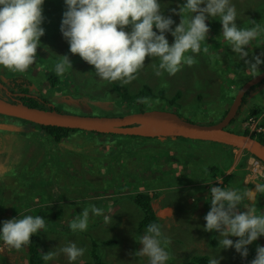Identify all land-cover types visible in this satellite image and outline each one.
Masks as SVG:
<instances>
[{"label": "rangeland", "instance_id": "1", "mask_svg": "<svg viewBox=\"0 0 264 264\" xmlns=\"http://www.w3.org/2000/svg\"><path fill=\"white\" fill-rule=\"evenodd\" d=\"M182 3L183 0H161V10L165 15H171L175 23H179V15L172 14L169 9L177 8L178 10V5ZM232 3L238 13L236 23L239 27L252 28L258 25L261 29H264V20L261 19L264 15V0H232ZM63 11V0H45L43 4V16L45 19L42 23L45 32L40 37L41 45L37 48L33 64L23 73H13L0 68V75L3 77L23 76L31 80V88L38 89L45 96L50 95L56 105L63 110H71L72 113L79 114L114 116L140 111V109H164L174 111L194 122L213 124L220 121L224 116L239 87L252 77L242 61L238 65V71L235 72L233 71V66L229 65L228 60H225L230 58L229 61L231 62L232 59L237 57L232 53L228 42L222 36H219L220 22L216 19H211L206 20L209 25V32L206 40L200 44V51L197 53H186V55L189 54L194 58V62L191 65H181L179 70L173 75L162 72L161 75L157 76L154 65L158 64V61L155 59L151 61L146 56L145 65L138 70L135 79L130 83L121 84L119 81H115L109 84L95 76L93 66L84 62L78 54H71L68 51V44L59 31ZM253 14L254 17L258 18L253 20ZM166 36L169 43H171L173 37L170 34H166ZM248 50L251 52L248 59H251V55L264 51V32H260L250 42ZM64 54L69 56L72 68L67 69L62 76H58V82L51 85L48 79L53 75L57 76L54 71V64L60 59L59 55ZM260 68L263 70L264 64H261ZM144 83H148L154 93L159 89H165V94L168 97H172L177 90H181V95L176 99L178 106L175 107L174 105L172 107L161 97L150 95L149 93L145 94V97L129 100L128 95L138 93ZM119 87L122 88L121 91L118 89ZM263 89H256L250 93V102L239 114V119L247 112L249 105L254 101L264 105ZM199 94L201 95L198 96ZM81 101H84L85 104L82 105ZM262 114L259 115L261 119ZM249 118L244 123L236 119L237 121H232L227 127L237 132H244L247 128L249 129L248 134H251ZM3 120L0 117V121ZM17 120L21 123H26L18 118ZM29 122L24 127L27 131V134H23L26 140L21 139L19 135L17 138L2 136L0 143L3 142V145L0 151L6 152L11 149V156H14L17 161H24V154L27 150L29 152L42 151V148L37 146L46 143L48 138L38 136L32 127L35 124L31 126V122ZM6 123L9 124V129L18 127L11 118L7 119ZM0 133L5 134L6 130H2ZM42 138L44 139L42 140ZM141 139L132 145L135 138L123 137L122 140L126 144H122V149L118 148L114 153H111L109 151L111 150L110 146L114 143L111 138L90 134L84 130L79 131L63 140V144L60 143L58 153L45 151L42 161L48 158L45 166L48 169L49 177L40 179L39 183L33 180L35 174L31 173L32 169L24 167L25 164L19 162L22 163L20 166L23 170L19 176L24 180L25 187L13 183L12 181L15 180H11L8 177L6 178L8 182L2 183L3 187L0 189V205L6 204V206L10 207L16 203V198L18 200V209L14 206L12 207L13 210L11 209L10 211L8 208L6 211L5 208L0 206V221L17 217L18 215L22 217L29 214L33 216L40 215L44 218L49 210L48 206L53 203L61 204L64 209L62 221L69 225L79 215L82 208L89 207L90 209V206L95 204V200L91 202L82 200V197L87 195L86 199H98L99 203L96 206L104 209V212L102 215L95 216L91 214V211L89 212L86 231L97 239H116V243L108 246L100 244V252L103 258L118 264H146L145 257L131 255V253L141 247L138 242L140 235L134 234L136 227L134 223L139 217L137 210L131 208V203L127 199L122 201V196L128 193H121L123 195L117 201L120 196L114 192L116 186L106 183L105 180L108 177L105 172L108 171L109 163L111 165L116 163L111 167L115 171V166H122L123 169H126L127 166L124 162L133 159L136 161L130 165V171L133 174L122 177L126 178L125 183L128 184L126 189L129 188L130 184H134L138 186V189L147 190L153 195L152 204L157 215L162 220L163 237L167 240L164 246L170 254L167 264H188V260L192 255L201 254L203 251L212 252L208 244L210 236L206 234L208 231L203 230V225L206 223L203 217L210 209V201L206 198L210 186H218V183L223 182V177L221 175L206 177L199 174V170L210 164H227L230 160V147L212 140H195L178 136ZM50 140L54 143L51 138ZM177 148L180 150L178 151ZM175 150L178 152H175ZM2 155L0 154V159ZM115 155H118L119 159ZM65 156L71 163V167L68 166V161L62 159ZM243 157H245L244 150L237 147L234 148L231 165L229 164L225 174L236 170V164ZM33 162L32 160L28 161L30 165ZM194 163L196 169L193 172L197 176L194 175L195 177L193 178H199V183L195 182L192 185L200 184L204 187L193 191L192 186V190L184 192L186 199L192 202L195 201L197 205H193L191 202L193 207L190 208V211L180 216V210L177 211L176 206L167 204V194L171 189L169 186L174 182H179L180 178L184 174L186 175L187 169L191 168ZM39 165L42 167V162ZM54 165H56V168L63 166L71 170H66L63 178H55L52 183ZM137 166L145 167L144 171L149 170L150 173L147 175L139 174V171L142 172L143 169L138 170ZM81 167L87 169V172L81 174L83 175V180L79 179L80 174L78 171ZM243 171H245L244 176L242 172H238L235 177L237 181H242L245 185V193L248 189L254 188V183L264 182V163L258 158L254 156L247 157ZM0 173L2 174L1 170ZM205 179L211 181V185L205 183ZM75 180H78L76 184L78 190H83L84 187L85 191L82 196L73 194L74 199L54 201L48 192L45 193L48 189L47 185L51 183L53 187L72 192L75 190L73 185ZM15 182L17 183V181ZM181 184L182 186L185 185L179 183L177 186H181ZM163 186H165L162 189L163 191L155 196V189H161ZM118 187L124 189L122 186L118 185ZM172 188L174 189L176 186H172ZM229 188L235 189L234 184L229 186ZM200 196L203 199L199 200ZM257 199L256 193L254 199L242 200L241 209L239 210L245 211L244 206H253V202L256 204ZM33 200L35 201L34 203ZM177 200L173 199V201L178 203ZM121 201L122 203H120ZM183 204L185 205V203ZM104 215L112 217L110 223H105ZM67 232L70 234H67ZM40 233V246L44 253L49 251L59 253V248L71 241L78 247L85 249L84 255L73 262V264L91 261L89 249L91 248L92 238L84 234V231L73 232L71 229L68 231L61 224L55 229L45 228ZM229 238L231 239V237ZM257 245H264V236L259 237L247 246L248 256L246 258H241L232 248L223 249L225 252L220 258V264H249L255 256ZM216 256L217 252L213 251L212 257ZM27 262L28 255L25 246L17 250L0 244V264H27ZM42 264H68V261L62 253H59L47 262L43 260Z\"/></svg>", "mask_w": 264, "mask_h": 264}, {"label": "clouds", "instance_id": "2", "mask_svg": "<svg viewBox=\"0 0 264 264\" xmlns=\"http://www.w3.org/2000/svg\"><path fill=\"white\" fill-rule=\"evenodd\" d=\"M45 0H0V68L13 73H23L33 64L40 37L45 29L42 23ZM64 11L59 25L68 51L93 66L95 76L109 84L119 81L128 84L145 65L146 56L158 64L155 74H175L182 64L191 65L194 58L186 53H197L206 40L209 25L206 20L216 19L221 24L220 35L228 42L232 53L243 62L254 77L264 64V51L250 56L248 46L260 32L258 25L252 28L239 27L237 10L232 0H183L177 8L169 9L179 15L175 23L171 15L161 10V0H63ZM175 26L173 27V25ZM155 29V30H154ZM166 34L173 37L171 43ZM54 64L57 76L72 68L67 54L59 55ZM219 181V180H217ZM211 185V181L205 179ZM256 193L264 194V182L254 183L246 193L221 186H210L208 196L210 209L203 217L204 231L219 233L217 248H232L241 258L248 256V245L264 236V214L256 215L253 206H238L245 196L254 199ZM102 215L104 209L95 205L82 208L69 228L73 232L85 231L89 212ZM112 217L103 216L105 223ZM45 228V219L40 215H23L0 221V244L8 248L21 249L30 242V237ZM229 237H236L234 241ZM138 242L141 247L131 253L145 257L146 264H167L170 254L164 244L161 228L149 223ZM85 249L74 242L59 248L68 264H73L84 255ZM59 253L49 251L42 254L47 262ZM208 264H220L218 258H210ZM249 264H264V245H257L255 256Z\"/></svg>", "mask_w": 264, "mask_h": 264}, {"label": "trees", "instance_id": "3", "mask_svg": "<svg viewBox=\"0 0 264 264\" xmlns=\"http://www.w3.org/2000/svg\"><path fill=\"white\" fill-rule=\"evenodd\" d=\"M252 18L254 20V18H258V17H254V14H253ZM261 19L264 20V15L261 17ZM187 55H189V54H187ZM229 59L230 58H226L225 60H228L229 65L233 66V71L237 72L238 71V65L241 61L236 58V59H232V61L230 62ZM182 66H184V64H182ZM57 77L58 76L53 75L50 79H48V82L51 83V85L56 84L58 82ZM233 79H235V78H233ZM0 80L11 91L17 90V91H23V92H29V93L33 92L34 94L38 95V96H34V95L19 94L18 96L20 97V99H22V101L27 105L37 106V107H41V108H48V109L54 108L58 111L71 112V110H63V109H61V107L57 106L55 101L52 100L50 95L45 96V95L41 94V92L38 89L31 88L32 82L29 79H21L18 76H11V77L5 76V77H3L2 75H0ZM262 88H264V80L256 83L249 90L246 91V93L244 94L242 103L238 109V112H237L236 116L233 118V121H235L237 119L241 123H244V121L247 118L252 117V116L258 117L259 115L264 113V105H262L261 103H255V101H254L253 103H251L249 105L247 112L241 117V119H239V116H240L239 114L241 113V111L245 107L248 106V103L250 102V98H251L250 93L253 92V90H256V89L260 90ZM118 89L120 91L122 90V88H120V87ZM148 93L150 95L161 97L162 99L167 101V103L170 104L172 107L174 105L176 107V106H178L177 105L178 103H176V99L181 95L182 92H181V90H177L176 93L172 97H168L165 94V89H159L156 93H154L152 87L148 83H144L141 90L138 93L136 92L133 95H128L129 100H133L135 98L145 97V94H148ZM0 95H1V97L3 96L4 98H7L9 100H14L9 95V93L4 88H2V86H0ZM200 95L201 94H199L198 96H200ZM14 101H18V100H14ZM49 101H52L53 103H55L54 104L55 106L53 107L49 103ZM84 101H81L80 103L82 105H84L85 104ZM57 103H59V102H57ZM0 117L2 119H4L3 121H0V131L6 130L5 134L0 133V138H2V136H6V137L9 136L8 138H17L19 135V136H21V139L26 140V137L23 134H27V131L24 129V127H25V124L28 123V120L18 118V119L26 122V123H21L20 121L17 120L16 117L4 115V114H0ZM10 118L12 119L14 124H17L18 127L9 129L10 127H9V124L6 123V120L10 119ZM259 124L262 126L264 125V114H263L262 119L259 122ZM30 125L31 126L34 125L32 127L34 128L35 133H37L38 136L47 137L48 138L46 140L47 142L42 144V145L39 144L40 146L39 145L37 146V147H41L42 151H39V152L31 151V152H29L27 150L24 154V161H20V160L17 161L14 156H11V149L6 151V152L0 151V154H3L1 159H0V170L2 172V174L0 173V189L3 187L2 183L8 182L6 180V178H8V177H10L11 180L14 179L15 181H17V183L15 181H12L13 183L19 184V185H22L25 187L24 180L22 178H20V176H19V174L21 172H23V170L20 166V165H22V163H19V162H23V164L26 165V166L24 165V167H26L28 169L29 168L32 169L31 173L36 175V176L35 175L33 176V180L36 181L37 183H39L38 181L40 179L48 178L49 173H48V169L45 166L46 160L48 158L45 161H42V156L45 153V151H49L50 153H58V151H59L58 146L63 144L62 143L63 140H65L66 138L70 137L71 135H73L79 131H83V130L77 129V128H69V127H63V126H58V125H46V124H40V123H35V122H33V124L31 122ZM26 128H28V127H26ZM227 128L231 129L229 127H227ZM86 132H88L90 134H94V135H99V136L103 135V136L111 138V141L114 142L110 146L111 150H109V151L111 153H114L118 148L119 149L123 148L122 144H126L122 140L123 137L135 138L132 145L137 143L139 140H142L141 138L158 139L159 137H166L163 135H139V134H120V133L115 134V133H102V132H98V131H86ZM250 132H251V135L253 137L264 142V132H256V131H250ZM243 133L248 134L249 129L246 128ZM49 137L54 141V143L50 140ZM43 139L44 138H42V140ZM1 142H2V139H1ZM222 144H225V143H222ZM2 145H3V142L0 143V149H1ZM225 145L230 147V149H229V152H230L229 153V157H230L229 162L227 164H221V163L210 164L206 167H202L201 170H199L200 171L199 174L204 175L206 177H217L218 175H221V177H223V182L218 183V186L229 188V186L234 184L235 190H237L240 193H245V190H244V189H246L245 185L243 184L242 181H237L235 174L238 172H242L243 176H244L245 171H243V168L245 166L246 158L249 156H254V157H256V156L251 154L246 149H244L245 157L241 158L239 160V162L236 164V170H233L232 172L225 174L227 167L229 166V164L231 163V161L233 159L234 148H236V147H233V146L228 145V144H225ZM55 147H57V148L55 149ZM177 150L179 151L180 149L177 148ZM177 150H175V152H178ZM115 156L118 158V155H115ZM62 159L68 161V158L66 156H65V158H62ZM170 159H172V158H170ZM29 160H32L35 163L33 162V164L30 165L28 163ZM40 162H42V164H43L42 167H40V165H39ZM135 162L136 161H134L133 159H131L130 161H125L124 164L127 166L126 169H123L122 166H120V167L115 166V168H114L115 171L111 167L113 164H116V163H112V165H111V163L108 162L109 168H108V171L105 172V174L108 176L105 178L106 183L111 184L113 186L114 185L116 186L115 187L116 189L114 190V192L116 194H118V196H120L117 198V201H119L121 199V196L123 195L121 193H128V194H125L122 196L123 197L122 201L124 199H127L131 203V208L133 210H137V214L139 217L137 218L136 223H134V224H136V227L134 229L135 235H137V236L142 235L146 226L149 223L158 224L161 228V232L163 235V223L161 222L162 220L157 215V213L153 207V204H152L153 195L150 192H148L147 190L138 189V186H135L134 184H130L129 188L126 189V186H128V184L125 183L126 178L122 177V176L133 174L130 171V167H131L130 165L134 164ZM68 166L69 167L72 166L69 161H68ZM54 167H55V169L53 170L54 173L52 175V183L54 182L55 178L56 179L63 178L66 174V170H69V171L71 170L70 168H64L63 166H59L58 168H56V165H54ZM137 167H138V170L143 169L142 172L139 171V174L147 175L148 173H150L149 170L144 171L145 167H143V166H137ZM195 169H196V165L194 163V164H192L191 168L187 169L186 175L184 174V176L180 178L179 182H174V183L170 184V186H169L171 189L169 190V192L167 194V200H168L167 204L176 206L177 211L180 210V212H179L180 216H183L188 211H190V208L193 207V205H197V203L195 201L192 202V201L186 199V197H185L186 191L189 192L190 190H192V186H193V191H196L197 189H203V187H204L203 185H200V184H199L200 186L197 184L192 185V183H195V182L199 183V178H193V177H195L194 175H196L195 172H193V170H195ZM78 172L80 174L79 175L77 173L80 176L79 179L83 180V175H81V174H84V172H87V169H85L84 167H81ZM136 176H137V174H136ZM77 181L78 180L73 181V185L75 187V190L72 192H68L64 189L61 190L58 187H53L52 183H51V184L47 185L48 189H47V191H45V193L48 192L49 195L51 196V199L54 201H60L62 199H69V198L74 199L73 194H78V195L82 196L83 192L85 191L84 187H83V190L77 189V187H76ZM164 183H165V181H164ZM179 183H183L185 185L182 186V184H181V186H177ZM118 185L124 187V189L118 187ZM157 186H155V187H157ZM172 186H176V188L173 189ZM38 187H40V186H38ZM164 187L165 186L161 187V189L160 188L155 189L154 195L156 196V195H158L157 193L162 192L163 191L162 189ZM188 187H191V188H188ZM88 188H90V187H88ZM35 189H36V187H35ZM38 193H41V192H38ZM6 194H8V193L6 192ZM41 194H43V193H41ZM257 197H258L257 202H256V204H255V202H253V207L255 209V214L261 215V214H264V194L257 193ZM82 198H83L82 200L90 201V202L95 200V204H92L95 206L97 203H99L98 199H92V198L86 199L87 195L83 196ZM174 198H175V200L178 199L177 200L178 203L173 201ZM201 199H203V198L200 196L199 200H201ZM16 200L17 199L15 198L16 203L14 205H11L10 207L6 206V204L0 205V206L2 208H5L6 211L8 208L10 209V211H11V209L13 210L12 207H14V206L16 207V209H18L17 208L18 200L17 201ZM243 200L244 201L249 200V198L247 196H245ZM122 201L120 203H122ZM34 202L35 201L33 200V203ZM191 202L193 203V205ZM183 203H185V205ZM238 207H239V209H241L240 206H238ZM48 208H49V210L46 214V217L43 216L46 219L45 220V222H46L45 228H54L55 229L59 225L61 226V224H63V227L68 229V231H69V229H70L69 225L62 221L64 209L61 206V204L51 203V205H49ZM44 229H42V230H44ZM42 230H40V231H42ZM67 234H70V233L67 232ZM84 234H87L92 238L91 248L89 249V252L91 254V261H86V262H83L81 264H118L117 262H113L112 260L103 258L102 254L100 252V248H101L100 244L108 246V245L116 243V239H114V238L97 239V238L93 237L92 234H90V232H88L86 230L84 231ZM206 234H208L210 236L208 244L210 246L209 249L212 250V252L211 251H203V252H201V254L196 253L189 258L188 264H208V260L210 258H212V256H213V251L217 252L216 257L219 260H220L221 256L223 255V253L225 252L223 249L219 250L217 248L218 237H219L218 232L213 230V231H208ZM40 238H41V233L38 232L37 234L30 237V242L25 246V248L27 250V255H28L27 264H42L43 263L42 254H44V252L40 246ZM231 239H233L235 241L237 238L231 237ZM219 251H222V252H219ZM216 257H214V258H216Z\"/></svg>", "mask_w": 264, "mask_h": 264}, {"label": "water", "instance_id": "4", "mask_svg": "<svg viewBox=\"0 0 264 264\" xmlns=\"http://www.w3.org/2000/svg\"><path fill=\"white\" fill-rule=\"evenodd\" d=\"M264 79V70L245 81L238 89L231 105L213 124H204L181 117L171 110H140L122 115H93L58 111L54 108L30 106L22 101L0 96V114L26 119L31 122L115 134L178 136L195 140H212L246 149L264 163V142L251 134L228 129L236 116L244 94ZM3 87V84L0 83Z\"/></svg>", "mask_w": 264, "mask_h": 264}, {"label": "flooded vegetation", "instance_id": "5", "mask_svg": "<svg viewBox=\"0 0 264 264\" xmlns=\"http://www.w3.org/2000/svg\"><path fill=\"white\" fill-rule=\"evenodd\" d=\"M264 70V69H263ZM259 73V72H258ZM19 78H21V79H27L26 77H22V76H19ZM250 79V78H249ZM264 80V79H263ZM0 83L1 84H3V87L2 88H4L8 93H9V95L14 99V100H18V101H22V99H20V97L18 96L19 94H25V95H34V96H38V95H36V94H34L33 92H23V91H11V90H9L8 89V87L0 80ZM255 85V84H254ZM241 87V86H240ZM239 87V88H240ZM251 88V87H250ZM249 88V89H250ZM248 89V90H249ZM1 96V95H0ZM3 97V96H2ZM4 98V97H3ZM7 99V98H6ZM9 100V99H8ZM23 102V101H22ZM49 103L54 107L55 105V103H53V102H51V101H49ZM233 121V120H232Z\"/></svg>", "mask_w": 264, "mask_h": 264}, {"label": "built area", "instance_id": "6", "mask_svg": "<svg viewBox=\"0 0 264 264\" xmlns=\"http://www.w3.org/2000/svg\"><path fill=\"white\" fill-rule=\"evenodd\" d=\"M264 114V113H263ZM262 114V116H263ZM261 116L259 117H255V116H252L249 118V128L251 131H256V132H264V125H260L259 122L261 121ZM218 182H221V181H218Z\"/></svg>", "mask_w": 264, "mask_h": 264}]
</instances>
